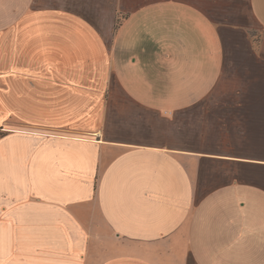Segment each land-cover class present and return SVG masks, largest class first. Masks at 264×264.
Returning <instances> with one entry per match:
<instances>
[{
	"label": "crops",
	"instance_id": "1",
	"mask_svg": "<svg viewBox=\"0 0 264 264\" xmlns=\"http://www.w3.org/2000/svg\"><path fill=\"white\" fill-rule=\"evenodd\" d=\"M136 6L114 38L110 21L68 9L0 17V264H264V96L208 116L235 124L228 147L221 133L207 149L208 131L192 145L174 124L222 84L225 41L249 40L236 26L264 31V0ZM142 31L180 57L161 90L135 59L118 63V39ZM243 44L245 83L264 89V36ZM112 84L128 96L113 111Z\"/></svg>",
	"mask_w": 264,
	"mask_h": 264
},
{
	"label": "rangeland",
	"instance_id": "2",
	"mask_svg": "<svg viewBox=\"0 0 264 264\" xmlns=\"http://www.w3.org/2000/svg\"><path fill=\"white\" fill-rule=\"evenodd\" d=\"M154 0H0V17L2 16H22L29 14L30 11L38 10V9H68L69 11L76 12L80 15L84 16H91V17H100L103 18L106 22L107 20L111 22L112 26V38L115 33H118L119 28L124 25L128 18L132 15V13L136 11V8L140 3H147L152 2ZM34 8V9H33ZM38 15H43L38 13ZM237 31L239 32L242 28V32L248 35L249 40L242 39L243 42L254 44L257 47L259 44L263 42L264 31L254 30L246 28L243 30L244 26H236ZM225 32H229L230 27L224 28ZM231 31H235L231 29ZM231 35V33H230ZM142 39L141 40H133L131 36H128L124 39V41H117V46L120 50V53L117 52L118 63L119 65L123 66L127 61H132L135 59V62L138 65V71L142 78L148 80L143 81H150L151 84H160L161 87H164V84H170L168 80V73L172 70L173 64L179 62L180 57L177 56V53L174 54V58H171L169 54L164 50L166 47L165 42H159L156 45L153 41L150 40L148 33L146 31H142ZM227 38V36H224ZM243 42L241 41H233L227 40L225 41L226 49H227V56L226 62L224 67V74H223V82L221 81L213 87L211 90H206L203 94H196L192 97L201 96L198 98L193 104H191L187 110L178 112L176 115L175 125L178 128H183L191 131V144L196 145L198 144L199 139V132L208 131L211 135L206 143V148L209 150H213L214 148V140L216 138L215 135L218 137L223 136V143L228 147V144L231 138H236L235 136L237 133L234 132V126H229L228 131L221 132L220 126L223 123L229 122L232 123L233 121H227L224 116H212L208 117L209 115H213L217 112H220L222 102H225L226 113L234 112L237 115V112H242L236 107L228 102V98H235V97H243L247 98L248 95L251 93L252 95H260L264 96V89H257L256 86L262 84H246V77H247V70H248V54L247 48L244 46ZM113 45V44H112ZM172 45V44H171ZM114 47V45H113ZM173 47V46H172ZM159 49V51H158ZM229 66V67H228ZM228 67V68H227ZM232 68L234 70H232ZM178 74L174 75L173 83L177 84ZM197 80L196 77L193 78ZM256 80H259L255 77ZM254 89L255 92L253 91ZM166 91V89H165ZM197 90L192 89V92L195 94ZM116 89L115 85L112 84V94L115 95V99L112 100V111L113 108L118 109L119 106L123 107V102L128 99V96L124 94V92H119ZM250 92V93H248ZM257 93V94H256ZM206 94V96H205ZM161 96V94H160ZM205 97V98H204ZM217 101L218 104H217ZM131 108H135L134 105ZM229 107H233L234 110L230 111L227 109ZM238 107V106H237ZM242 108H246L245 106H241ZM137 108V106H136ZM204 114L207 115L205 120H200L201 116L204 117ZM224 115V114H223ZM230 116V115H229ZM238 116V115H237ZM232 118V117H231ZM234 117L233 119H235ZM243 118L242 116L237 117ZM10 121V120H9ZM247 118L244 116L243 119L239 121V125L245 126V129L251 128L250 123L248 122ZM6 120L0 124V132L1 135L6 134ZM11 125V126H10ZM17 127H22L21 123L17 120H12L9 122V128L12 129ZM236 128V127H235ZM201 129V130H199ZM228 136H226V134ZM227 140H229L227 142ZM195 149V147H192ZM242 177H247L245 173L242 174Z\"/></svg>",
	"mask_w": 264,
	"mask_h": 264
}]
</instances>
